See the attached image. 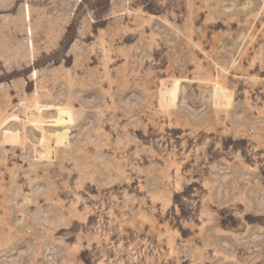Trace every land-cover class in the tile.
<instances>
[{"label":"rangeland","instance_id":"1","mask_svg":"<svg viewBox=\"0 0 264 264\" xmlns=\"http://www.w3.org/2000/svg\"><path fill=\"white\" fill-rule=\"evenodd\" d=\"M0 264H264V0H0Z\"/></svg>","mask_w":264,"mask_h":264},{"label":"bare ground","instance_id":"2","mask_svg":"<svg viewBox=\"0 0 264 264\" xmlns=\"http://www.w3.org/2000/svg\"><path fill=\"white\" fill-rule=\"evenodd\" d=\"M178 92V83L175 82L172 89L167 90L162 87L160 96H161V106H173L175 103V96ZM226 91L218 84L214 86V102L216 106L222 107L229 104L230 98L226 96ZM66 132H58L53 134H44L41 142L45 144V154L44 156L49 158L51 150L57 146H63L66 140Z\"/></svg>","mask_w":264,"mask_h":264}]
</instances>
